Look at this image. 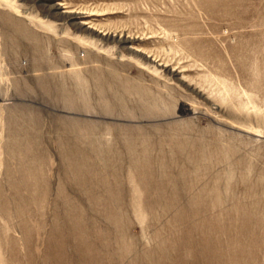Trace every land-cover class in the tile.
Instances as JSON below:
<instances>
[{"label": "rangeland", "instance_id": "rangeland-1", "mask_svg": "<svg viewBox=\"0 0 264 264\" xmlns=\"http://www.w3.org/2000/svg\"><path fill=\"white\" fill-rule=\"evenodd\" d=\"M0 264H264V0H0Z\"/></svg>", "mask_w": 264, "mask_h": 264}]
</instances>
